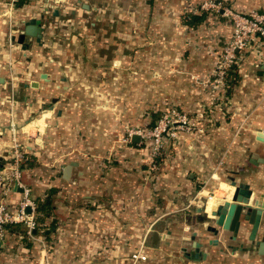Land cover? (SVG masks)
<instances>
[{
	"label": "crops",
	"instance_id": "0c3cea01",
	"mask_svg": "<svg viewBox=\"0 0 264 264\" xmlns=\"http://www.w3.org/2000/svg\"><path fill=\"white\" fill-rule=\"evenodd\" d=\"M111 1L19 0L7 18V0H0V177L10 171L14 143L26 151L21 187L12 186L3 197L0 180V201L14 210L27 189L33 201L49 195L54 208L32 238L15 225V232L0 239V264H34L36 241L49 247L40 250L41 264H131L141 247L147 259L139 264H262L264 256L248 240L250 225L244 223L234 242H223L230 233L215 237L203 222L230 200V178L249 185L253 201H263L264 144L258 137L264 135V60L246 51L228 73V84L216 91L212 72L232 27L211 12L197 14L201 21L188 25L190 10L202 0H121V57L70 56L71 49L54 55L48 17H110L116 7ZM221 1L242 14L264 9V0ZM30 19L40 20L42 38L38 43L25 36L20 44ZM108 20L105 26L91 24L92 33L106 36L94 41L96 48L114 47L108 33L115 25ZM147 94L159 97L157 105L199 118L205 130L204 146L184 138L173 148L174 161L153 186L146 182L141 138L124 141L121 131V122L140 126L131 114L146 111L145 98L131 109L130 97ZM216 160L224 161L218 173L211 168ZM262 236L264 211L256 240ZM194 242L201 243L198 256Z\"/></svg>",
	"mask_w": 264,
	"mask_h": 264
},
{
	"label": "rangeland",
	"instance_id": "374dc122",
	"mask_svg": "<svg viewBox=\"0 0 264 264\" xmlns=\"http://www.w3.org/2000/svg\"><path fill=\"white\" fill-rule=\"evenodd\" d=\"M219 1L222 2L221 0ZM7 4H8V0L6 3V6ZM60 4L65 6L66 2H60ZM110 4L116 5L115 10L112 13L110 12L109 14L110 17H107V16L94 17L91 15L90 16L89 15L88 16H85V15L74 16V15L69 14L68 12L67 14L62 16L60 19H55L51 16L48 17L46 23L48 24L50 23V26L52 28V31H51L52 34L50 36L51 37L50 39L52 40V44L49 42V38L47 42H49V46L52 47V49L56 51L54 55H59L58 53H60L61 55L66 52L68 53V50L71 49V51H69L70 56L71 55L89 56L92 54L93 55L94 54L95 55L96 54L97 55L108 54L110 56L112 54L113 56L121 57L123 55L122 40L124 39V36L122 32L123 19L120 14H121V8H122L121 5L123 4V1L115 0V1H111ZM199 5L192 8L190 10V14L195 12L196 9L199 7ZM222 7L227 8L223 4H222ZM5 11L3 13H5ZM197 14H200V13H197ZM211 14L217 15V13L215 14V12H211ZM11 18H13V16H11ZM108 18H111L112 23L115 25L113 29L109 28L110 34L108 33L109 40L111 41V39H113L114 41L113 43L114 47H110L108 50L104 48H96L94 41H96L97 38L106 39V36L104 35L105 33L102 32L100 36L97 37L95 33H92L91 24H96L98 26H105L107 23L110 24V21L108 20ZM223 18L226 19L225 17ZM187 33L188 32H184L185 35ZM132 36H135V33ZM65 48H67V51H64ZM91 49L93 52L91 51ZM221 51L218 56V61L220 59ZM252 51H256V50H252ZM245 53L247 52L240 54V58L238 62L241 61L240 60L241 56L244 55ZM257 54L258 53L256 52L257 59L258 58L264 59L261 57V55L258 56ZM125 55L128 56V54H125ZM121 68H122V65H121ZM214 71L212 72V74L214 73ZM212 77H213L211 80L212 83L210 81L209 83L212 84V86L216 89V91H218L220 88L223 89L222 87H219V85L216 82H214L215 76L212 75ZM227 82L228 81H226V84H228ZM220 93H223V92H220ZM116 98L118 99L117 101L122 100V96H119V97L116 96ZM123 98L125 101V105H127L128 104L127 96ZM130 98H131V109H134L133 108L134 104H136V108H138L140 100L145 98L146 111H141L136 114L132 112L131 120L133 118H136L137 120L141 119L140 126L138 127L131 125L130 122H126V123L121 122L122 125H125L124 128H121L122 135L124 137V141H127V142L130 140V138L134 136L141 138L142 140L141 147L144 148V151L147 154L146 155V170H145L146 182L148 185L153 186L156 184L158 173L162 172V170L164 171L163 168L166 167L167 163L174 161L173 160L174 155L172 153L173 148L179 146L180 142L183 141L184 138L186 140L189 139L190 141H193L194 143L193 145L196 147L204 146L205 143H203L201 136H203V134L205 133V130L203 129L200 123L201 120L199 118H194L191 116V114H188L186 112L177 111L174 108H170V106H167V105L166 106L157 105L159 97H154L152 94H147L146 97L142 96V98H140L138 95H131ZM161 99L165 100V97H161ZM157 109L158 110L161 109L160 110L161 113H159ZM173 111H176L180 115V117L185 116L187 120L186 125L173 124L175 120L172 116ZM126 113L127 111H125V114ZM122 116L123 115L120 116L121 120L123 118ZM158 126H160L161 128L165 127V131L162 133L159 143L156 144L153 130ZM130 133H137V134L133 135L132 137H129ZM198 141H200V143ZM190 145H192V142ZM186 149L187 151L189 150L188 148ZM213 163H215L214 165L211 166V168L213 167V172L218 173L222 170V168H224V161L222 160L221 161L216 160V161H213ZM202 202L204 203V201ZM205 219L206 217L204 218V220ZM195 227H196V224H195ZM43 228L44 226H41V228L39 229H43ZM38 233L39 235H41V232L38 231ZM34 246H37L38 248L36 247V249H40L41 251L49 250L48 246H43V244L39 241H36L35 243H33V247ZM52 246L53 245L51 244V247ZM40 250H38L37 254L34 253L32 255L33 260L37 258L34 264H41L39 262L42 261V256L43 257L45 256L44 253L43 255L40 254ZM50 252H53V249H51ZM47 254H50V253H47ZM261 263L264 264V261Z\"/></svg>",
	"mask_w": 264,
	"mask_h": 264
},
{
	"label": "built area",
	"instance_id": "2783aa9c",
	"mask_svg": "<svg viewBox=\"0 0 264 264\" xmlns=\"http://www.w3.org/2000/svg\"><path fill=\"white\" fill-rule=\"evenodd\" d=\"M18 2L19 0H8L7 9L2 16L11 18ZM202 12L221 13V16L225 17L232 27L231 39L223 47L220 59L213 73V76H215L214 82L219 87L224 88L228 78V72L239 63L238 60L241 53L248 50H256L257 55H261L264 58V9L242 14L222 7V2L219 0H203L192 15H197V13ZM172 116L175 119L173 124L186 125L187 120L185 116L180 117L176 111L172 112ZM164 131L165 127L161 128L160 126L153 130L156 144L159 143ZM135 134L137 133H130L129 137ZM12 154L13 162L10 171L0 177L4 188L2 190L3 197L11 191L12 186L21 187L20 164L26 155L25 147L19 142L14 143ZM27 208L30 209V214L26 212ZM15 225L23 226L24 234L29 238L33 237L34 231L38 228L35 203L30 199L27 189H24L23 198L14 210L9 209L4 200L0 201V239L3 240L6 237L7 226ZM142 250L143 248L141 247L136 253L131 255V264H139L140 262L146 261L147 257Z\"/></svg>",
	"mask_w": 264,
	"mask_h": 264
},
{
	"label": "water",
	"instance_id": "95a60500",
	"mask_svg": "<svg viewBox=\"0 0 264 264\" xmlns=\"http://www.w3.org/2000/svg\"><path fill=\"white\" fill-rule=\"evenodd\" d=\"M42 27L40 20L30 19L25 25L23 30L20 32L18 42L23 44L25 36H30L36 39V42H40ZM26 45H23V49ZM42 79H46V75H41ZM37 87L35 83L30 85ZM56 100H53V103ZM139 137H132L133 142L138 141ZM258 141L264 144V135L258 137ZM251 163H254L250 160ZM69 168L65 170V176L68 174ZM234 188L233 193L229 201H224L215 206L211 211L210 215H206L207 219L203 222L204 229L212 233L213 236L217 237L222 232L230 233V236H226L223 242L235 241L242 230H244V223L250 225V233L248 240L254 243L258 255L264 256V236L261 240H256L257 232L260 227L262 214L264 211V198L263 201H253L255 194L250 189L249 185L245 183H237L235 179L230 178V184ZM26 212L30 214V209L27 208ZM211 222V226L208 223ZM53 228L46 231L49 234ZM196 233L193 234L191 239H194ZM217 239L210 241V244H216ZM2 242L0 241V244ZM196 255L198 256L199 248L201 247L200 242H194ZM203 256V255H202Z\"/></svg>",
	"mask_w": 264,
	"mask_h": 264
},
{
	"label": "trees",
	"instance_id": "16d2710c",
	"mask_svg": "<svg viewBox=\"0 0 264 264\" xmlns=\"http://www.w3.org/2000/svg\"><path fill=\"white\" fill-rule=\"evenodd\" d=\"M188 18H189V21L186 22L188 25H194V23H198L199 21H201V19L198 16L192 15V14ZM34 203H35L36 221L38 224L37 230H38L40 228V225L45 223V221L52 216L54 208L52 205V199L49 195H47L43 199H37L36 201H34ZM50 225H53V223L51 222ZM13 228H14L13 226H7L6 235L10 233L11 231L15 232L16 229H13Z\"/></svg>",
	"mask_w": 264,
	"mask_h": 264
},
{
	"label": "bare ground",
	"instance_id": "6f19581e",
	"mask_svg": "<svg viewBox=\"0 0 264 264\" xmlns=\"http://www.w3.org/2000/svg\"><path fill=\"white\" fill-rule=\"evenodd\" d=\"M228 186L232 189V191H231V193H229L228 195H229V199L231 198V195H232V193H233V190H234V188H232L229 184H228ZM212 196H208L207 198H206V202L211 198ZM206 210V207H205V209H203V211H205ZM211 213V212H210ZM210 213H209V215H210Z\"/></svg>",
	"mask_w": 264,
	"mask_h": 264
}]
</instances>
